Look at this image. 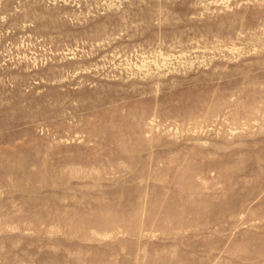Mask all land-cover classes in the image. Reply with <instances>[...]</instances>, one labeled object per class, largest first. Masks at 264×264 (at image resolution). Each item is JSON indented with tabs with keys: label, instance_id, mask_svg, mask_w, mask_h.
<instances>
[{
	"label": "rangeland",
	"instance_id": "obj_1",
	"mask_svg": "<svg viewBox=\"0 0 264 264\" xmlns=\"http://www.w3.org/2000/svg\"><path fill=\"white\" fill-rule=\"evenodd\" d=\"M0 264H264V0H0Z\"/></svg>",
	"mask_w": 264,
	"mask_h": 264
}]
</instances>
